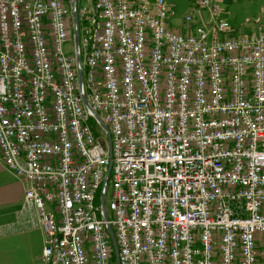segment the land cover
<instances>
[{"label": "built area", "instance_id": "built-area-1", "mask_svg": "<svg viewBox=\"0 0 264 264\" xmlns=\"http://www.w3.org/2000/svg\"><path fill=\"white\" fill-rule=\"evenodd\" d=\"M220 2L178 33L166 0H83L80 65L68 0H0V150L43 264H264V29Z\"/></svg>", "mask_w": 264, "mask_h": 264}, {"label": "crops", "instance_id": "crops-1", "mask_svg": "<svg viewBox=\"0 0 264 264\" xmlns=\"http://www.w3.org/2000/svg\"><path fill=\"white\" fill-rule=\"evenodd\" d=\"M259 8L262 19L264 4ZM25 195L26 184L8 168L0 150V264H43L40 214L36 207L26 205Z\"/></svg>", "mask_w": 264, "mask_h": 264}, {"label": "rangeland", "instance_id": "rangeland-1", "mask_svg": "<svg viewBox=\"0 0 264 264\" xmlns=\"http://www.w3.org/2000/svg\"><path fill=\"white\" fill-rule=\"evenodd\" d=\"M70 1L71 0L68 1L69 5H72ZM82 1L83 0H81V3H78V6L82 4ZM166 1L173 11V14H170L168 18V23L171 29L178 33H184L189 27L199 23L200 12L199 7L197 6L199 0ZM260 3L263 5L264 0H225V2H220V6L225 11L226 18L229 17L232 28L236 30L237 33L245 34L246 31L251 28L256 31L258 28L264 29V13L262 14V19H260ZM203 13L204 16L208 18V11L203 10ZM187 16H192V21L187 22ZM109 203L110 194H108L106 199V207L108 210L110 208ZM45 209L49 212L51 205L47 204Z\"/></svg>", "mask_w": 264, "mask_h": 264}, {"label": "water", "instance_id": "water-1", "mask_svg": "<svg viewBox=\"0 0 264 264\" xmlns=\"http://www.w3.org/2000/svg\"><path fill=\"white\" fill-rule=\"evenodd\" d=\"M71 3H72V14H73V22H74V41H75V45H76V58H77L79 64L81 65L82 56H81V50H80V44H79V41H80V18H79V6H78L79 0H71ZM79 79H80V82H82L83 74H82L81 66H79ZM85 102L87 104L86 100H85ZM89 108L92 110V108L90 106H89ZM96 117L98 118V120L100 121L102 126L108 131V127L104 124V122L98 116H96ZM110 151H111V146H110ZM110 168H111V165H110ZM102 206L104 209L105 220L108 221V215H107L106 208H105V193L102 195ZM107 227H108V231L110 233V236L112 238L113 246L115 248V252L117 255L118 245H117V240L115 237L114 230L109 223L107 224ZM116 264H120L118 259H117Z\"/></svg>", "mask_w": 264, "mask_h": 264}, {"label": "trees", "instance_id": "trees-1", "mask_svg": "<svg viewBox=\"0 0 264 264\" xmlns=\"http://www.w3.org/2000/svg\"><path fill=\"white\" fill-rule=\"evenodd\" d=\"M69 1V0H68ZM79 3H81V0L79 1Z\"/></svg>", "mask_w": 264, "mask_h": 264}]
</instances>
